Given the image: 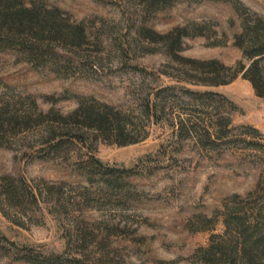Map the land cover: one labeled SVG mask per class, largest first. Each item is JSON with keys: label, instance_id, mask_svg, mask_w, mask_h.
<instances>
[{"label": "rangeland", "instance_id": "rangeland-1", "mask_svg": "<svg viewBox=\"0 0 264 264\" xmlns=\"http://www.w3.org/2000/svg\"><path fill=\"white\" fill-rule=\"evenodd\" d=\"M44 2L83 24L86 40L55 43L45 64L0 51V107L10 103L19 114L36 103L68 114L80 102L107 103L121 112L126 139L137 140L119 144L123 138L101 134L88 142L122 176L125 193L112 196L101 180L90 183L76 170L78 154L73 162L39 160L35 130L10 129L0 146V178L52 184L73 200L84 192L93 198L68 214L55 212L53 202L30 216L9 210V217L0 207V264H34L25 255L100 264L107 253L115 256L108 264H204L198 252L224 234L229 212L264 202V98L241 74L203 84L182 57L246 61L234 33L248 10L264 15V0ZM180 32L187 34L172 52ZM207 91L222 96H200ZM149 102L158 110L150 116ZM78 224L87 235L83 246Z\"/></svg>", "mask_w": 264, "mask_h": 264}, {"label": "trees", "instance_id": "trees-1", "mask_svg": "<svg viewBox=\"0 0 264 264\" xmlns=\"http://www.w3.org/2000/svg\"><path fill=\"white\" fill-rule=\"evenodd\" d=\"M186 34L180 32L176 41H171L172 52L177 43L181 44V39ZM86 37V28L83 24L71 23L58 7H48L44 0H0V51L17 50L30 62L45 64L50 55L55 53V43L62 47L69 44L81 46ZM234 44L241 49L246 60H240L234 66L216 58L205 60L182 58L193 64L200 74L198 80L203 84L213 86L227 84L241 74L251 83L256 95L264 98V15L248 10L240 30L234 33ZM200 96L212 99L222 95L207 91ZM10 106V103L6 102L0 107V146L7 144L6 136L10 129L17 132L34 129L38 136V145L35 147L37 159L71 162L73 156L78 154L77 156L82 159L74 162L76 170L90 183L101 180L106 186L102 188L105 190L103 193H110L112 196L125 193L121 184L122 176L118 175L117 169L106 165L95 156L89 145L93 136L97 139L101 134L105 138L115 137L117 140L123 138L118 141L119 144L137 140L126 139L129 134L127 124L118 109L107 103L80 102L71 113L63 114L53 109L44 111L35 103L29 111L24 110L18 114L12 113ZM146 108L149 116L158 111L156 103L149 102ZM228 121L231 122L230 119ZM187 130L191 132L192 128L189 126ZM83 148H86L87 152L83 153L81 151ZM59 189L47 183L43 188L34 186L24 178L17 179L11 175H4L0 178V207L9 217V210L30 216L31 210L39 211L43 203L53 202L57 208L55 212L68 214L70 206L80 208L86 200L93 198L90 197V193L84 192L82 199L73 200L65 197ZM255 206L249 204L245 209L236 208L229 212L225 219L224 234L199 250L200 262L264 264V202L258 207ZM83 229V225H77L78 233L75 236L80 246L86 245L88 241ZM25 256L34 264H91L81 257ZM104 258L100 264L114 261L115 256L107 253Z\"/></svg>", "mask_w": 264, "mask_h": 264}]
</instances>
